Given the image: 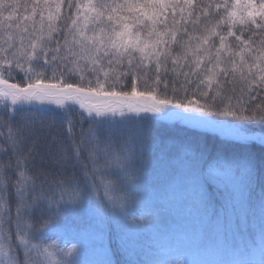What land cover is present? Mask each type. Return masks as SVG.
Segmentation results:
<instances>
[{
	"label": "trees",
	"instance_id": "1",
	"mask_svg": "<svg viewBox=\"0 0 264 264\" xmlns=\"http://www.w3.org/2000/svg\"><path fill=\"white\" fill-rule=\"evenodd\" d=\"M15 2L28 4L30 11L31 0ZM107 2L113 3V0ZM183 2L184 0H180L181 5ZM252 2L259 3L260 0ZM193 3L201 10V22L195 28L192 17L187 15V9L184 10V18L189 20L188 25L185 26L181 19L180 8L168 10V19L164 22L169 23L171 28V14L175 11L176 19L180 21L177 27L181 34L187 27L189 35L200 36L204 23H215L218 18L226 15L223 5L231 4L232 0H193ZM207 4L213 7L205 8ZM203 11H207L209 15L203 16ZM61 13L72 16L75 9L62 8ZM196 14L193 13V16ZM24 15L25 10L20 7L14 13L15 19L8 21L6 26L11 23V29L17 32L15 25ZM170 28L164 29L163 23L157 26L161 34ZM233 30L241 35L239 27ZM218 31L226 34L227 28L221 25ZM64 35V32L54 34L53 45L57 40L60 45H64ZM250 35L251 47L257 49L264 39V31L259 28H253L251 32L244 31L241 39L248 41ZM19 37L21 38L20 35ZM145 37L146 34L142 33V38ZM67 38L69 41L72 39L70 35ZM155 39L157 38L154 36L147 37L150 44ZM177 39H180L179 35ZM212 39L214 46L210 42L204 47H211L212 52H215L220 42L215 37ZM23 40L25 41L24 38ZM197 43L198 41L193 40L187 46L194 50ZM237 43L235 37H228L224 51H235ZM240 47L244 48V45ZM166 48L167 45L164 46ZM161 50L163 49L159 46L156 48L157 52ZM12 51L6 55L7 60L0 58V67L3 68L0 72L6 75L11 70L17 77L16 82H19L23 73L16 70L17 58L11 55ZM151 51L152 48L149 47L146 53ZM183 53L184 49L173 44L169 59L160 58L164 62L159 76L167 78L171 86L172 80L176 79L173 68L180 73L189 72L193 83L188 85L187 93H180V99L188 96L203 104L205 98L196 94L195 84L204 77L191 74L189 65L193 56H184ZM244 53L247 58V48H244ZM63 54L62 48L58 55ZM135 55L137 58L133 63H138L140 54ZM178 55L182 57L180 63L173 65L171 59ZM195 55L205 57L201 71L205 66L214 64L207 52ZM221 57L225 63L230 59L223 53ZM236 62L239 65V58H236ZM6 63L13 67L5 68ZM61 64L64 65L63 69ZM144 64L147 65L146 68L135 71L137 78L141 71L148 72L149 76L154 74V64L147 58ZM223 66L224 63L221 64ZM48 67H55L57 72L63 70L67 74L68 69L75 65L67 60H57L55 65ZM45 68L46 65H42L36 70L44 71ZM127 68V60L115 66L117 74ZM88 75L91 76V73ZM229 77L232 79L231 84L221 77V95L224 98H217L214 103H228L227 96H231L235 103L241 95L239 73L235 77L230 73ZM70 79L76 80L78 77ZM129 79L122 77L124 81ZM184 80L185 77L181 74L178 81ZM151 82L149 79L148 83ZM125 86L130 90L129 85ZM212 87L214 91L209 92V97L215 93L216 85ZM251 95L256 97L251 104L259 103L260 98L264 97V88L254 89ZM169 97L176 99L170 91ZM76 107L77 111H82ZM47 108L52 110L30 109L11 117L8 114L0 115V132H3L0 135V193L6 199L5 214L0 218V264H8L11 258L23 262L27 256H31L37 264H49L46 258L50 255L51 264H56L59 255H63L68 264H174L177 259H183L185 264H261L264 261V146L253 142L242 147L234 139H230L233 136L223 132L228 125L221 122L232 124V116L214 117V121L211 120L208 125H196L181 117L170 116L155 126L119 123L128 117L97 118L98 121L117 122L111 127L105 124L106 131L101 135L102 140L114 145L113 150L119 151L122 145L128 144L136 153L127 179L122 178L120 183H116V176L112 171L105 170L103 160L96 165L103 174L86 178V172L88 177H93L94 168L88 159L87 143L81 149L79 158L75 156L73 145L79 146L82 134L89 133L93 128L89 119L81 120L80 115L72 113L68 117L73 121L72 137L69 138L65 117L55 109V105ZM2 111L0 109V113ZM84 116L87 114L84 113ZM131 119L139 118L132 116ZM253 127L256 129L255 136L248 139L264 141V136H260L264 134L261 132L264 124H254ZM9 129L22 137L15 151L11 150V141L7 140ZM18 160L25 161L21 171L26 170L31 181L27 185L22 182L16 170ZM129 181H134L136 185V189L131 192ZM108 183L115 184L116 190L111 193L114 198L126 207L137 203L132 212L150 213L152 216L148 219L152 224L134 230L121 221L117 217L118 212H114L113 207L104 199V185ZM25 187L29 193L25 207L33 199L39 198V201L36 207L27 209L18 218L17 192ZM137 193L138 200L135 199ZM69 201H75V206ZM24 219L28 220L34 230L28 247L43 244L48 247V252H44L42 248H33L31 251L18 248L16 233L22 229ZM132 219L131 216L128 217V220ZM73 244L76 245V251L71 254L59 253L56 247L59 245L60 248L67 249Z\"/></svg>",
	"mask_w": 264,
	"mask_h": 264
},
{
	"label": "snow or ice",
	"instance_id": "2",
	"mask_svg": "<svg viewBox=\"0 0 264 264\" xmlns=\"http://www.w3.org/2000/svg\"><path fill=\"white\" fill-rule=\"evenodd\" d=\"M20 7L24 8L25 15L21 21L16 23L15 29L20 33L21 39L16 41L10 34L5 38L4 42L8 47L4 50L13 49L11 55L20 56V59L16 60L15 68L23 75L19 82H16L17 77L11 70L6 75L0 74V109L3 110L0 115L8 114L11 117L30 109L50 111L52 109L44 106L55 105V109L59 110L66 119V131L69 138L72 137L73 121L68 117L72 113L80 115L81 120L89 119L93 128L89 133L82 134L79 146L73 145L77 159L81 149L85 148L86 143L88 145V159L94 168L93 177H88L86 172V178H94L95 175L103 174L101 169L96 167L99 161L103 160L105 170L112 171L117 178L116 183H120L122 178L127 179V174L131 172V165L135 162L136 153L130 145L124 144L119 151H115L111 142L101 139L102 133L106 131L104 125L108 124L111 127L117 123L107 120L98 121L97 118L101 117H128L127 120L119 123L155 126L170 116L181 117L189 121L232 116L234 118L233 137L230 139H234V142L242 147H247L253 142L264 146V141L248 139L250 136H255L254 124H264V97L260 98L259 103L251 104V101L256 98L251 95L253 90L264 88V39L261 40L257 49L251 47V35L248 41L241 39L244 31L251 32L253 28L264 31V0H260L259 3H253L252 0H232L231 4L225 3L223 8L226 15L218 18L215 23L206 21L204 27L200 29V36L189 35L187 27L181 34L180 28L177 27L180 21L176 19L175 11L171 14V28L169 23L164 22L168 19V10L180 8L181 19L185 26L188 25L189 20L184 18V10L187 9V15L192 17V25L195 28L201 22V10L195 7L193 0H184L183 5L180 4V0H113V3H108L107 0H67V3L65 0H31L30 11L28 4L21 5L15 0H0V15L7 12L8 14L3 16V19L12 21L15 19L14 13ZM212 7L211 4L205 5V8ZM62 8L75 9V13L72 16L62 15ZM193 13L197 14L193 16ZM208 15L207 11H203V16ZM25 21L31 22V32L28 31V25H24ZM45 21H47V35L44 34ZM161 23L164 29L170 28V30L161 34V31L157 30V26ZM221 25L226 26V34L218 31ZM12 27L11 23L7 24V29ZM237 27L240 28L241 35H237L233 30ZM61 32L66 33L63 36L64 45H60L58 40L53 45V35H60ZM142 33L146 34L145 38H142ZM68 35L72 37L71 41L68 40ZM25 36H33L34 39L29 40L28 45H24ZM153 36L157 39L150 44L147 37ZM185 36H187L186 40ZM164 37H169V39H164ZM213 37L220 42L215 52H212L211 47H204L210 42L214 46ZM228 37H235V41L238 42L235 45V51H224ZM193 40L198 41L194 50L187 46ZM16 43H19L21 48L17 49ZM173 44L184 49V56H193L189 68L192 75L200 74L204 77L198 80L195 88L196 94L205 98V103H197L188 96L180 99V93H187L188 85L193 83L189 78V72L180 73L173 68L176 79L172 80L171 86L167 78L159 76L161 64L164 62L160 58L169 59ZM165 45H167L166 49H164ZM240 45L248 49L247 58L244 48ZM158 46L163 50L157 52ZM149 47L152 51L146 53L145 49ZM62 48L64 54L59 56ZM201 52L209 53L214 60V64L205 66L203 71L201 68L205 57L195 55ZM137 53L140 54L139 62L133 63L137 58L135 55ZM221 53L230 57L226 63L222 60ZM146 58L154 64V74L149 76L148 72L141 71L140 77L137 78L135 71L147 67L144 64ZM181 58L178 55L171 59V63L179 65ZM236 58H239V65ZM57 60L70 61L75 67L69 68L67 74L63 70L57 72L55 67H52L50 75H45L47 69L45 71L36 70L42 65H55ZM80 60H83L84 64H80ZM125 60L128 64L127 70H121L117 74L115 66L122 64ZM222 63H224L223 67H221ZM5 67L11 69L13 66L6 63ZM63 67L64 65L61 64V69ZM88 73H91V77ZM230 73L232 77L239 73L238 83L241 95L237 97L235 103L232 102L231 96H227L228 103L216 104L214 102L217 98H224L221 95L223 91L221 77L231 84ZM181 74L185 77L182 82L178 81ZM74 76L78 79H70ZM122 77L130 79L124 81ZM149 79L151 83H148ZM126 84L129 85L130 90L125 86ZM213 85H216L215 93L209 97V92L214 91ZM169 91L176 99L169 97ZM37 106L40 107L37 108ZM76 106L82 111H77ZM213 108L218 110H213ZM84 113L87 114L86 117ZM132 116L139 119L132 120ZM261 132H264V129H261ZM0 135H3V132H0ZM21 139L22 137H18L16 132L9 129L7 140L12 143V151L19 147ZM24 163V160H18L16 170L22 182L27 185L31 181L26 170L21 171ZM129 183L131 192L136 189V185L134 181H129ZM104 186L106 190L104 199L113 207L114 212H118L117 217L131 229L139 230L152 224V221L148 219L152 216L150 213L132 212L137 203L126 207L124 203L113 197L111 193L116 190L115 184L108 183ZM17 196L19 197L16 209L18 218L27 209L38 205L39 198H36L27 205V208L25 207L29 196L26 187L19 189ZM135 199H139V193ZM69 203L75 206L76 202L69 201ZM5 207L6 199L0 193V218L5 214ZM129 216L133 219L128 220ZM32 231H34L32 225L24 219L22 229L17 232L18 243L25 246L30 245ZM56 247L59 253L71 254L76 251L75 244L67 249L60 248L59 245ZM33 248H42L44 252H48V247H44L43 244L31 245L28 250L31 251ZM8 264H37V262L31 256H27L23 262L11 258ZM56 264H68V262L65 261L63 255H59ZM174 264H185V261L177 259ZM261 264H264V261Z\"/></svg>",
	"mask_w": 264,
	"mask_h": 264
},
{
	"label": "rangeland",
	"instance_id": "3",
	"mask_svg": "<svg viewBox=\"0 0 264 264\" xmlns=\"http://www.w3.org/2000/svg\"><path fill=\"white\" fill-rule=\"evenodd\" d=\"M8 13H6L7 15ZM4 15V16H6ZM23 18V16H22ZM22 20V19H21ZM20 20V21H21ZM8 21H5L3 19V17H0V58L3 59L5 57H7L6 55L9 53L10 50H13V49H8V51H5L4 47H8L7 44H5V38L8 37L10 34L12 35L13 39L16 40V41H19L21 38L19 37L20 33L19 32H15L14 30L12 29H7V26H6V23ZM24 25H28V31L31 32L32 31V26H31V22L30 21H25L24 22ZM23 27V25H22ZM44 34L47 35V21H45V30H44ZM25 41L23 40V43L24 45H28L29 43V40H33L34 37L33 36H25L24 37ZM21 45L19 43H17L15 45V47L17 49L21 48L20 47ZM145 52H147V49H145ZM17 59H20V56L18 55L17 57H15ZM16 59V60H17ZM80 64H84V61L83 60H80ZM6 68V67H5ZM0 69H3L0 67ZM47 71H45V75H50L51 74V69L52 68H49L48 66H46ZM0 74H3L2 72H0ZM89 77H91L90 75H88ZM52 106V105H51ZM44 107H48V106H44ZM143 115V114H142ZM121 118V117H120ZM218 118V117H217ZM214 121V119H208V118H202V121H191V122H194V124L196 125H208L210 121ZM216 122V121H215ZM220 122V121H219ZM225 125H228V128L226 129H223V132L224 133H227V134H230L233 136V131H232V124H229L231 122H221ZM19 227V226H18ZM16 236H17V233H16ZM18 248H20L22 251H26L29 247L28 246H25V245H20L18 243ZM24 253V252H22ZM49 262V264L52 263L51 259H52V255H50L48 258H46Z\"/></svg>",
	"mask_w": 264,
	"mask_h": 264
}]
</instances>
